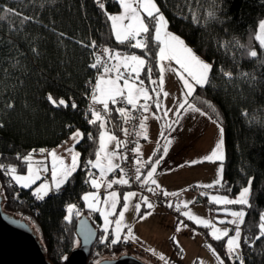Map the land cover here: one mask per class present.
I'll return each instance as SVG.
<instances>
[{"label":"trees","instance_id":"1","mask_svg":"<svg viewBox=\"0 0 264 264\" xmlns=\"http://www.w3.org/2000/svg\"><path fill=\"white\" fill-rule=\"evenodd\" d=\"M155 1L168 21V29L213 65L209 83L196 86L189 101L219 121L223 129L222 185L214 190L235 195L251 178L249 205H233L245 212L239 255L244 264H264V237L256 239L264 212V49L257 48V57L246 54L256 46L264 0ZM119 9L116 0H106L103 9L95 0H0V164L24 172L27 162L22 158L32 147L56 145L76 128L83 133L76 144L80 158L95 157L102 129L99 122L88 123L82 109L98 45L142 56L153 69L151 73L142 70V77L157 81L159 42L154 39V22L145 16L152 25L148 49L132 47L133 41L121 44L107 15ZM211 11L215 12L214 19L208 18ZM194 14L199 23L193 21ZM226 43L228 47H223ZM224 73H231V77ZM157 88L158 84H153L152 90ZM156 93H151V111H158ZM49 95L56 104L49 101ZM61 99L67 107L59 104ZM105 128L110 130L106 123ZM5 172L0 169L2 210L34 223L46 259L50 264H62V257L76 246L77 217L85 214L94 226L98 219L85 208L65 219L67 203L80 198L90 177L78 166L62 185V192L45 198L34 212L15 195L17 190L20 195L28 192L34 184L16 186L6 181ZM97 231L87 264H95L107 252L121 248V242L113 244L110 235L103 238ZM209 240L225 264H240L236 256L227 254L223 238Z\"/></svg>","mask_w":264,"mask_h":264},{"label":"snow or ice","instance_id":"2","mask_svg":"<svg viewBox=\"0 0 264 264\" xmlns=\"http://www.w3.org/2000/svg\"><path fill=\"white\" fill-rule=\"evenodd\" d=\"M120 3V6L122 8V13L120 14H107L108 19L111 21V27L112 32L115 35L116 40L121 43H130L131 41H135V43H132L131 46L134 48L139 49H148L149 48V37L152 36V25L150 23H147L145 20V16L155 24L154 28V39L155 41L159 42V52L157 54L158 56V62H162L165 60H175L178 65H180V68L183 69V73L187 74V77L185 75L178 73L180 75V79L183 81L184 88L186 91L183 93L185 96V102L180 104V109H182L185 112L192 111V112H200L201 110L196 107L194 104L187 102V97H192L194 95V92L196 90V86L203 87L205 84L209 83V73L212 71L213 65L203 61L199 56H197L194 52V50L191 47H188L183 39H181L179 36H176L175 34H172L170 32H167V24L168 21L166 20L165 16L161 13L160 9L157 7L155 0H118ZM100 8H104V4H99ZM143 13L144 15H141ZM209 19L215 18V12L211 11L208 13ZM193 21L196 23H199V17L197 15H193ZM163 37V38H162ZM256 40L259 41L262 48H264V20H261L258 24L256 36ZM239 45V42L236 41ZM93 46H95V42H93ZM223 47H228V44L222 45ZM239 47L243 48L244 45H239ZM105 54L108 56V60L111 63L112 61H115V63L111 64V67L108 63H103L102 59L97 56L95 63L90 65L93 68H98L103 64V73H111L115 72L116 76L115 78L108 77L105 78V76L102 74L98 77L96 80V83L93 87V92L90 97L91 103L89 105V111L91 112V115L93 119L89 120L88 123L90 124H96L99 122V126L101 129L105 128V119L104 116L101 114V112L109 113V103L115 105L119 102H126L128 105H131L134 109L139 107L144 112L149 111L148 107V101L152 100V97L149 95L148 90L140 85L143 84V81L140 80L139 84L130 82V79L125 76V72L121 71V68L124 70L131 69V74H135L137 80H139V72L142 70H146L148 73L152 72V68L149 66L148 62L143 58L142 56L137 55H121L119 52L112 51L110 53L108 48L104 49ZM250 57H257L258 53L255 50H251L246 53ZM165 69L163 66L160 68V80H159V91L163 93L165 97L168 96L167 92H164L163 90V84H164V78L163 73ZM225 76L231 77V73H224ZM123 79L124 83L121 86L118 82ZM150 82L153 84H156L157 81L151 80V77L149 76ZM155 91V89H153ZM48 99L53 104H56V101L53 100L52 96L49 95ZM143 99L144 103H140L139 101ZM198 99V98H197ZM202 103H207L206 101H201ZM60 105H64L67 107V103L61 99L59 101ZM102 105L101 110H97L95 108V105ZM9 108L12 107L11 104L7 105ZM73 108H75L77 105L73 103L71 105ZM157 109L161 107V105L157 102L156 103ZM122 117L125 118V120L130 118V115L127 113L125 108H118L116 109ZM168 111H171V109L165 110L164 115H168ZM202 115L205 113L201 112ZM87 115V113H86ZM155 115V114H153ZM147 120V116L144 117L143 120H141V129L144 130L146 128V125L144 121ZM173 123L178 124L179 120L173 121ZM2 127V125H0ZM169 128H171V125H168ZM221 135L223 133V129H220ZM138 134H144L145 138H147L146 133L142 131V133ZM163 135V132L161 133ZM83 137V134L76 130L74 133H72L71 138L76 140L77 143L79 140ZM89 139H91V134H89ZM117 137L112 135L111 133L102 131L100 133V145L99 150L96 152V160L95 161H88V164H91L94 168H97L100 170V175L104 176L106 172H112L117 168H120L119 164L113 163V158L117 156V153L115 152H108L106 145L107 143H110L112 141H116ZM122 142L117 141V147L121 145ZM172 143L171 139H168L165 137V144L163 146V152L164 154H167L169 145ZM223 144V140L221 138L220 141H218L216 148L213 150L212 154L205 157L204 159L207 160H222L223 156L220 154L219 150L221 149ZM40 151H44L41 149ZM68 151H71V149H68ZM134 152H139V146L137 148L133 149ZM103 153V156H102ZM50 155L53 157L54 161V167L52 170V177H53V185L55 189H60L62 185H64L66 182L69 181L72 174L76 171L78 167V157L79 153H73L71 155V164L65 165L63 162V159L56 156V153L53 151L50 153ZM20 157L18 156V159ZM126 159V157H123ZM26 162H30L32 157L31 153L24 156L22 158ZM163 159V156H161L159 159L155 160V162L151 166V170L148 171L147 175L144 176L141 180L140 176V168L138 167L136 169V180L141 181L142 184L150 183L152 185H156V189H153L151 187L148 188V191L155 192L157 189H160V185L157 183L155 179H153V175L156 172V165H158L161 160ZM151 160V157L149 158ZM59 162L61 165L60 171L58 172L55 163ZM105 161V162H102ZM137 163L140 164V167H143L144 162H141L140 160H137ZM195 163V161H193ZM5 166L0 164V169H4ZM121 176L119 180H113L108 183V187L110 188L112 183H120V184H128L129 180L124 177V170L120 168ZM17 170L13 166H8L6 169L5 174L12 176V179L15 180L17 183L21 184L23 187L27 188L29 187L30 183H34L36 180H39L40 177L38 174L33 173L32 171V165L29 163V173L30 175L24 176V175H18L16 174ZM90 182L93 185V187H99L100 184L97 179L90 177ZM214 183L219 184L220 180L218 179ZM252 181L251 178L249 179V186H246L242 189L240 192L238 198L236 199H228L227 197H220V196H212L210 197V200L212 202H215L217 204L223 203V204H239V205H249V199L248 195L250 192V185ZM205 187H212V185H206ZM51 189L47 184H41L37 189L34 191V195L36 196V199L43 200L46 195H48L49 191ZM137 193L135 192H129L124 195V209L120 212L119 216L120 218L116 220V224L119 227L122 224L124 211L128 208V201L131 197L136 196ZM164 195H172L176 196L178 193H168L167 191H164ZM203 195V193H202ZM89 196L96 199V193H86L82 199H84L86 202L88 201ZM109 196L113 200V207L115 206V200L117 198L116 192H110ZM142 201L144 204L147 205V207L151 208L153 205L148 202L147 197H142ZM98 202V200H97ZM105 203H108V198H105ZM184 203V202H182ZM87 206L89 208H93V203H87ZM169 207H172L171 202L168 204ZM180 205H177V208H179ZM184 206L187 207V203H184ZM75 206L69 205L68 209L71 211ZM136 211L139 212L140 210V204L137 203L135 205ZM186 217H188L191 220H194L198 224H203L205 226H209L211 224L210 221L198 218L192 213L184 212L183 213ZM79 215V213H77ZM101 215L105 217V223H109L107 220L108 213L101 212ZM146 215H151V213H147ZM231 215L236 218V220L232 221V223H243L245 212L243 210L232 212ZM145 216H141L140 219H144ZM65 219H69L68 216L65 217ZM184 227H187V225H183ZM124 227L127 228V235L123 237L124 240L129 239H135L133 235V230L131 227H128L127 225H124ZM213 231L211 235H213L214 239L220 240L223 236H227V230L221 231L219 229H216L214 225H212ZM259 227V235H257L256 239H260L261 237H264V213L261 214V222L258 225ZM177 231H180V225L177 226ZM107 231V229H105ZM220 233L219 235L217 233ZM120 239L119 236H117L115 239L112 240V243L115 244ZM175 240V237H173ZM240 228L237 224L236 228V234L235 236L229 237L227 241V248L231 254L236 255V259L240 261V264H244V261L242 257H240L239 253L237 252V249L240 247ZM209 250L213 252L214 255L217 256V259H219L218 254L215 252V249L211 247V245H207ZM150 251H154L151 250ZM159 259L164 260L165 264H168L165 256L163 254L159 255ZM202 264V262H201ZM221 264H223V261L221 260Z\"/></svg>","mask_w":264,"mask_h":264},{"label":"crops","instance_id":"3","mask_svg":"<svg viewBox=\"0 0 264 264\" xmlns=\"http://www.w3.org/2000/svg\"><path fill=\"white\" fill-rule=\"evenodd\" d=\"M156 5L158 7L157 3ZM141 15L144 14L141 13ZM167 32L172 33L168 29V27H167ZM133 43H135V41H133ZM127 55L130 56L131 54H127ZM125 72L128 73L129 71L125 70ZM102 74L105 76V78H108V77H112V74L114 73L113 72L107 74L101 73V75ZM123 83L121 84V86L123 85ZM164 112H165V108L163 104L162 111L160 112L157 110L151 111L150 118L148 122L145 123L146 128L144 130L140 128L139 133H142L143 131L144 133H146L147 136V138H145L144 134L138 135L140 138V142L138 145L139 146L138 153L141 157V161L144 162L143 167H141L140 170L141 180L144 176L147 175L148 171L151 170V166L155 162V160L163 156L161 162L158 165H156V172L152 177L161 186L160 189L158 190L163 192L167 191L168 193H173V192L179 193L184 191L188 185H192V184L198 186L200 185L201 187L203 186L204 189H207L206 192H208L209 189V187H205L206 185H212V187L214 186L215 188V186H217L218 184L214 182L217 181L218 179L221 180L222 173L220 177H215L214 173H211L209 170L207 171V168L204 167L205 164L203 163L210 162V160L204 159L205 157L212 154V147H210L208 143L211 139L218 138L216 133L217 131L221 135V131H220L221 128H218L217 126L215 128L214 126L212 127L211 125H209L204 130L196 126V130H195L194 126L192 125L193 124L192 121L197 116L201 117L202 115L201 111L185 112L182 111V109L176 108L171 111H168L167 116L164 115ZM176 120H179L178 124L173 123V121ZM168 125H171V128H169ZM104 129L110 132V130H108L107 128ZM162 132L163 135H161ZM111 134L114 135L113 133ZM221 136L223 140V135ZM98 137H99L98 139V149H99L100 136ZM165 137L171 139L172 141V143L169 145L167 154H164L163 152ZM76 144H75V148L71 149V145L65 142V145L62 146L56 152V156L62 159H66L67 157H70L71 159V155L73 153H79V157H78V166H79L80 150L78 147H76ZM106 148L108 152L117 153V156L113 158V163L118 164L121 159V151L119 147H117V140L107 143ZM68 149H71V151H68ZM150 157L151 160H149ZM47 160L49 161L50 159L48 158ZM95 160H96V155L91 161H95ZM193 161H195V163H193ZM70 164H71V160L68 163V165ZM58 168L60 169L59 166ZM93 169H94V174L90 177L97 179L100 186L98 188L93 187L89 178L87 189L92 190L91 192L88 193H96V199L89 196L88 201L86 202L84 199H82V197L84 196L81 195L80 198L77 199L78 203L71 201L72 204H74L75 206V208L72 209V212L77 210V213H79L83 208L87 207V203H93L94 207L92 208V213H96L98 215V219L94 220V224L95 227L101 231L103 236L110 234L111 235L110 240H113L112 238H114L115 235H118L120 237L118 241L120 242L122 236L124 235L123 229L124 228L125 230L127 229L126 227H124V225H127L128 227L132 228L133 235L137 239L144 241V243H146V245H148L151 249H154L155 251L159 252L160 254H163L165 257L169 258L170 260L178 264L181 263H179V261L175 258L176 257L181 258V256L185 254L184 245L175 244L173 246L174 249L166 250L164 246H162L160 243L158 245L154 241H150V240H173V237H180L182 233L176 230L178 222L182 223L183 225H187V228L190 230L188 233V237L185 238V236H181L180 240H194L195 236L197 237V240H201L202 237L206 239L201 234L200 230L197 229L199 225H197V223L194 220L189 219L183 214L184 212L190 211L192 215L197 217L199 213L205 211L206 208L207 215L208 217H210L209 216L210 214H208L209 213L208 207H210L214 212L213 207L215 202L212 201L209 202L206 193H205V202L201 203L204 206H198V207L190 206L191 205L190 200L192 196L189 193L185 192L182 193L181 195L180 206L178 208L179 210L177 211H167L161 206L155 204L151 199L148 198V202L153 205V207L149 208L142 201V197H146V196L140 195L132 188L122 187L120 183H112L111 187L109 188L108 183L113 180H118V178L109 177L108 176L109 172H106L104 176H101L99 169L94 167ZM27 170H29V166H26L25 172H27ZM50 178L53 183V177H51V175ZM37 181L38 180H36L34 183L31 184L33 185ZM12 183L15 184L16 186L23 187L13 179H12ZM147 185L156 188V185H152L150 183H147ZM99 188L104 190L102 195L99 194ZM113 191L117 193V198L115 200L114 207L112 206L113 200L109 196V193ZM129 192H135L137 193V195L131 197L127 202L129 206L127 210L124 211L122 224L119 226L120 227L119 231H117L116 227L118 226L116 224V220L120 218L119 214L124 209V204H125L124 195ZM212 196L215 195H211L210 197ZM106 197L108 198V203L104 202ZM119 199L123 203L121 204V207L116 211V204L118 201H120ZM182 202L187 203V207H185L184 203ZM137 203L140 204L139 212H137L135 208V205ZM102 211L108 213L107 220L109 221V223L107 224L105 223V217L101 215ZM114 213L115 215H113ZM147 213H151V215H146ZM141 216H145V218L140 219ZM154 218L157 220L155 223L153 222ZM224 223L225 222L221 221V223L217 222L216 225H218L219 227H225ZM183 228L186 227L183 226ZM105 229H107V231H105ZM232 236L233 234L229 233L228 231L227 236L222 237L224 240L225 249L227 246L228 238ZM240 241H241V235H240L239 243Z\"/></svg>","mask_w":264,"mask_h":264},{"label":"rangeland","instance_id":"4","mask_svg":"<svg viewBox=\"0 0 264 264\" xmlns=\"http://www.w3.org/2000/svg\"><path fill=\"white\" fill-rule=\"evenodd\" d=\"M122 11L123 10H122V8L120 6V9L118 11L112 12L110 14H120V13H122ZM262 20H264V19H262ZM256 32H257V30H256ZM255 36H256V33H255ZM255 40H256V38H255ZM187 46L190 47L189 45H187ZM258 47H261V45H260L259 41L256 40V46H254L251 50L257 51V48ZM118 52L122 56L123 55H127V53L121 52L120 50H118ZM158 52H159V50H158ZM131 55H134V54H131ZM196 55L199 56L198 54H196ZM200 58L203 61L207 62L202 57H200ZM161 66H163L164 69H165V71L163 73V78H164L163 90H164V92H167L168 93V96L167 97H165L163 95V93H161L159 91V80H160V75H161V72H160ZM157 67H158V73H157V76L155 78L157 79L158 88L155 89V91L152 90L153 83L150 82V79L149 78L146 79V78H143L142 77V71L139 72V80H137L135 74H133L135 76L134 78H129V77L128 78L130 79V82H134V83H137V84H139V81L142 80L143 81V84L140 85V86L146 88L148 90V93H149V95L151 97H152V94L151 93L157 92L156 93V95L158 96L157 102L161 105V107L158 109L159 112L162 111L163 104H164L165 110H168V109L173 110V109H176V108H179L180 109V104H182V103L185 102V96H184L183 93L186 91V89L184 88L183 81L180 79V75L178 73H181V74L185 75V77H187V74L186 73H183V69L180 68V65H178L175 60H165V61H162V62H158V56H157ZM128 71H129L128 73H131V69L130 68L128 69ZM113 73L114 74H112V78H115L116 73L115 72H113ZM151 80H153V79H151ZM123 82H124L123 79H121L118 83L121 85ZM140 101H143V99H141ZM150 102H151V100L149 101V106H150ZM157 102H155V103H157ZM187 102L190 103L189 97H187ZM192 122H193L192 125L194 126L195 130H196V126L200 127V129L204 130L209 125H211L212 127L214 126L215 128H216V126L218 128H222L219 121L214 120V119H211L206 114H204V116L201 115V117H199V116L195 117ZM76 130H79L82 133V131L80 129H77L76 128V129H74L69 134L68 138L65 139L66 143L71 145V149L72 148H75V144L77 142L76 140L74 142V139L71 138L72 133H74ZM102 131L108 132L105 129H103V130L100 131V133ZM110 132H108V133H110ZM100 133H99V136H100ZM111 133H113V132H111ZM216 133H217V137L218 138L211 139L209 141V143H208L209 146L212 147V152L216 148V145H217L218 141H220L221 138H222V136L219 134L218 131ZM98 139H99V137H98ZM60 148L61 147H59L56 144V145H53L52 148L48 151V155L47 156H36V157H32L31 156L32 159H31L30 162H27L26 163V166H29V163H31L33 173L38 174L39 177H41V176L44 177L47 173H49L51 175V177H52V170H53V167H54V161H53V159H52L53 157L50 155V153L53 152V151L56 153ZM97 150H99V149L97 148ZM219 152L224 157L223 145H222L221 149L219 150ZM48 158L50 159L49 161L47 160ZM70 160H71L70 157H67L66 159H63V162H64L65 165H68V163L70 162ZM52 161H53V164H52ZM222 161H223V159L222 160H215L214 159V160H211L210 162H206V163H203V164H205L204 167L207 168V171L209 170L211 173H214L215 174V177H220L221 176V173H222ZM56 163H58V164H55V165H57L55 167H56L57 171L59 172L60 169L58 168V166L61 168V165L59 164L58 161ZM119 163H120V161H119ZM112 172H109L108 176ZM217 172H218V174H217ZM16 174H18V175H24V176L30 175L29 170H27V172H25V171L24 172L23 171L22 172L21 171H17ZM19 185H21V184H19ZM30 185H32V184L30 183L29 186ZM219 185H222V178L220 180V184H218L217 186H219ZM121 186L127 187V186H125L123 184H121ZM192 186H195L197 188L204 189L203 186L201 187L200 185L198 186V185H195V184L194 185L193 184L192 185H188L186 188H189V187H192ZM246 186H249V181L246 183V185L242 186L240 188V190L235 195L230 194V193H226V192H222V191H216V190L213 189L214 188V186H213V187H211V188L208 189V192H206L207 189H205L204 195L206 193L209 202H211V200H210V196L211 195L220 196V197H227L228 199H236V198H238V196H239L240 192L242 191V189L244 187H246ZM127 188H130V187H127ZM132 189L135 190L136 192H138L140 195H142L138 190H136L134 188H132ZM91 191L92 190L86 189L82 193V196H84L86 193L91 192ZM249 194H250V192H249ZM248 197H249V195H248ZM147 198H149V197H147ZM120 201H118L117 204H116V211L121 207V204L123 203L122 201L120 203ZM69 205H74V204H72V202H68L67 205H66V209H67L66 216H68L70 218L71 213H72V210L69 211V209H68V206ZM179 205H180V203H179ZM233 205L234 204H223V203L217 204V203H214V207L213 208H214L215 214H213V216L209 215L210 217H208V215H207V209L205 207H204L205 208V211L199 213V215L197 216L198 218H201V219H204V220H207V221H210L211 222V224L209 226H205L203 224H198L197 223V225H199L197 227V229L200 230L201 234L206 239H204L202 237L201 240H197V237L195 236V239L194 240H180L181 236H185V238H187L188 237V233H189L190 230L187 227L186 228H183V224L180 223V222H178L177 226L180 225V231L179 232L182 233L180 235V237H175V240L173 239V240H150V241H154L158 245L160 243L162 246H164V248L166 250H169V249L172 250V249H174L173 246L175 244H179V245L182 244V245H184L185 254L182 255L181 258H177V257L175 258L181 264H201V262H202V264H221V260H222L221 257H219V259H217V256L214 255L213 252L209 250V248H208L207 245H210V242L211 241L209 239L210 238H213V235H211V233L213 231L212 225H214L216 229H219L221 231L227 230V232L229 231V225L236 226V228H237V224H238L239 227H241V225H240L241 223H239L238 221H237V223H232V221L236 220V218L233 217L231 215V213L232 212H236V211H241L243 209L238 208V207L236 208ZM190 206H192V207L197 206L198 207V206H204V205L201 204V203H197V204H191ZM85 209H87L90 213H92V208H89L87 206ZM165 210H167V209H165ZM177 210H179V209L177 208ZM177 210H175V211H177ZM167 211H170V210H167ZM76 212H77V210H76ZM115 213L113 215H115ZM25 219L27 220V218H25ZM156 221L157 220L154 218L153 219V222L155 223ZM221 221L225 222L224 223V226L225 227H219L218 225H216L217 222L218 223H221ZM29 226H30L31 230L33 231V233L35 234L36 238L38 240H40V234H39V231H38L37 227L35 226V224L32 223V222H30L29 223ZM119 229H120V227H116V230L117 231H119ZM124 230H125V228L123 229L124 235H127L128 234L127 233V229L125 231ZM195 232H196V230H195ZM229 233H231V232H229ZM217 234L219 235L220 233L218 232ZM231 234H233V236H235L236 230H235V232H233ZM240 235H241V230H240ZM105 236H103V238H105ZM117 236L118 235H115L114 238H112V239H115ZM134 240L139 241V242L143 243L144 245H146V243H144V241L139 240L136 237H135ZM110 241L112 242V240H110ZM76 245H77V241H76ZM146 246L149 247L148 245H146ZM226 249H227L226 250L227 254L230 256V253L228 251L227 246H226ZM237 250H240V247ZM121 254H123L122 247L120 248V251L119 252L118 251H114V252L110 251V252H107L105 255L102 256L101 259H104V258H113V257L119 256ZM233 256H236V255L235 254H231V257H233ZM138 258L141 259L143 262H145L147 264H151L150 259L147 258L146 256H139ZM223 264H225V263L223 262Z\"/></svg>","mask_w":264,"mask_h":264},{"label":"built area","instance_id":"5","mask_svg":"<svg viewBox=\"0 0 264 264\" xmlns=\"http://www.w3.org/2000/svg\"><path fill=\"white\" fill-rule=\"evenodd\" d=\"M105 1L106 0H95V4L99 6L100 3L104 4ZM105 48H108L110 53L112 51L117 52V50L112 46L100 44L94 49V52H93L94 58H93L92 64L95 63L97 56H99L102 59L103 63H108L110 67L112 63H115V61H112L111 63L109 62L108 56L105 54V51H104ZM93 69H94L93 77L91 80L87 82L86 91L83 94L84 105H83L82 110H83V115L88 121L93 119L91 112L89 111V105L91 103L90 97L92 95L93 87L95 85L97 78L101 75V73H103V64L99 66L98 68H93ZM121 71L125 72L123 68H121ZM125 76L129 78L135 77L133 74L126 73V72H125ZM139 102L141 104L144 103V101H139ZM148 107H149V104H148ZM95 108L97 110H101L102 105L97 104L95 105ZM118 108H125L127 113L130 115V118L125 120V118L122 117L118 111H116V109ZM109 109H110L109 113L101 112V114L104 116L106 126L117 137V141L122 142L121 145L119 146V149L121 151V159H120L119 165H120V168L124 170V173H123L124 177L129 180L128 184H123V185L138 190L142 195L149 197L156 204L170 211L177 210V205H179L180 203L181 194L185 192L189 193L192 196L190 200L191 204L205 202V195H204L205 189H202V188H197L195 186H192V187L186 188L182 192H179L178 195L176 196H172V195L165 196L164 192L158 189L155 192L148 191V188L151 186L147 184H142L141 181L136 180V175H137L136 169L139 167L141 170L140 164L137 163V160L141 161V157L139 153L134 152L133 149L137 148L140 142L138 133L141 128L140 127L141 120H143L144 117L147 116V120L144 121V123H147L150 118V115H151L150 107H149L148 112H144L139 107L134 109L131 105H128L126 102H119L115 105L109 103ZM65 142H66L65 139L61 140L57 143V145L59 147H62L65 145ZM51 148H52L51 145L35 146L29 150V153H31L32 157L46 156L48 154V151ZM41 149H43L44 151L43 152L40 151ZM123 157H126V159H124ZM88 161L90 160L86 159L85 157L80 158L79 167L82 170H84V173L86 176H91L94 173V169L91 164L87 163ZM2 165L5 166L3 170H6L7 167L9 166L8 164H2ZM120 168L115 169L112 173H110L109 176L117 177L119 180L121 176ZM6 181H8L9 183H12V178L10 175H6ZM41 184H47L49 188L51 189L48 195L44 197V199L60 194L63 189L62 186L58 190L55 189L51 181L50 174L47 173L43 178L38 180L28 192L22 195H20L19 190L15 192V195L20 200H25L30 206V208L32 209V211L34 212L38 210L39 204L44 200V199L38 200L36 199V196L34 195L35 189H37ZM151 188L156 189L154 187H151ZM103 192H104L103 189L99 188V194L102 195ZM73 201L78 203L77 199ZM169 202H171L172 207L168 206ZM208 211H209V214L213 216L214 212L210 207H208ZM239 228L241 230V236H242V226ZM235 230H236V226L229 225V232L233 233L235 232ZM124 236H122L121 241H120L121 247L123 249V254L133 255L135 257L146 256L147 258H149L151 261H153L156 264H165L164 260L159 259V255H160L159 252L157 253V251L155 250L150 251L151 249L150 247H147L143 243L136 241L134 239L124 240L123 239ZM237 252L240 253V250H237ZM165 258L168 264H178L170 260L167 257Z\"/></svg>","mask_w":264,"mask_h":264},{"label":"water","instance_id":"6","mask_svg":"<svg viewBox=\"0 0 264 264\" xmlns=\"http://www.w3.org/2000/svg\"><path fill=\"white\" fill-rule=\"evenodd\" d=\"M77 245L62 257V264H87L92 244L97 238V228L89 217L80 214L75 221ZM0 264H50L40 241L29 222L6 213L1 208L0 196ZM95 264H147L138 257L121 254L100 259Z\"/></svg>","mask_w":264,"mask_h":264}]
</instances>
